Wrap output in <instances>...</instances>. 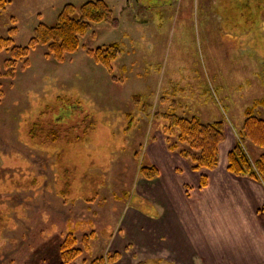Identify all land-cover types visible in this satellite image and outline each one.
I'll list each match as a JSON object with an SVG mask.
<instances>
[{"label": "rangeland", "instance_id": "obj_1", "mask_svg": "<svg viewBox=\"0 0 264 264\" xmlns=\"http://www.w3.org/2000/svg\"><path fill=\"white\" fill-rule=\"evenodd\" d=\"M6 1L0 37L25 47L34 29L52 26L66 4L89 0ZM131 2L147 7V24L135 9H113L116 23L91 25L64 61L55 63L48 46L38 44L26 66L18 62L13 77L0 78V264H60L59 245L68 233L81 249L69 264L113 253L118 259L104 264H202L203 249L193 247L202 238L186 234L193 226L206 232L204 217L183 222L184 234L176 237L167 219V211L176 219V206L155 204L158 176L146 179L139 168H156L160 151L166 155L176 141L158 113L222 120L233 135L244 110L264 98V0ZM112 43L121 52L110 71L84 50ZM8 57L0 50V63ZM57 96L79 102L91 127L77 142L39 145L26 130L45 106L66 127L79 119L78 109ZM257 112L264 119V109ZM245 148L254 161L247 142ZM83 236L90 238L87 250Z\"/></svg>", "mask_w": 264, "mask_h": 264}, {"label": "trees", "instance_id": "obj_2", "mask_svg": "<svg viewBox=\"0 0 264 264\" xmlns=\"http://www.w3.org/2000/svg\"><path fill=\"white\" fill-rule=\"evenodd\" d=\"M6 3V0H0V8H4ZM99 22L114 25L116 19L105 0H89L79 6L66 4L52 26L40 24L34 29L33 36L25 47L15 46L11 36L0 37V50L9 53V57L0 63V78L13 77L18 62H22V67L26 66L29 49L38 44L48 46L46 56L55 63L64 61L66 54L77 51L81 39L90 30L91 25ZM9 31L12 35L14 29ZM84 50L94 62L103 65L109 71L121 52L116 43L95 49L84 48ZM56 99L72 110L78 109L79 119L66 127L60 123L59 117L55 119L49 117V106H45L38 117L28 123L26 130L28 138L39 145H48L61 138L77 142L91 127V117L82 111L79 102L72 101L66 96H57ZM259 108L264 109V98L254 101L244 110L243 121L235 132L236 142L227 153V171L236 177L245 176L264 183V153L252 161L245 148V143L250 142L255 147L264 149V119L257 115ZM157 117L167 123L170 137H176L175 143L168 146V151H177L181 158L189 161L191 171L201 172L200 187L205 186L207 176L203 171H212L218 166L219 145L224 140V122L222 120L203 122L197 116L187 117L168 112H160ZM129 128L130 124L125 130ZM167 140L165 139L166 143H171ZM139 173L146 179L158 176L156 168L145 165L140 166ZM89 240V236L82 238L81 244L85 250L89 247ZM80 254L81 249L76 247L75 237L72 233H68L59 245L60 264H69ZM117 259L118 254L113 253L94 260L92 264L113 263Z\"/></svg>", "mask_w": 264, "mask_h": 264}, {"label": "crops", "instance_id": "obj_3", "mask_svg": "<svg viewBox=\"0 0 264 264\" xmlns=\"http://www.w3.org/2000/svg\"><path fill=\"white\" fill-rule=\"evenodd\" d=\"M105 1L112 10H120L119 13L135 9L143 14L142 21L147 24L144 20L147 7L141 3L135 5L132 2L126 4L128 0ZM204 6L206 8V1ZM215 16L217 18L219 15ZM201 112L204 114L207 111ZM234 133V129L232 135L224 124V140L219 145L218 166L212 171H203L207 176V183L203 187H200L201 172H192L186 160L174 155L173 152L167 151L170 155L167 156L161 150V155L158 156L160 160L155 166L158 182L154 202L161 207L167 204L176 206V219L167 211L168 222L173 224L170 226L173 229L171 231L175 232L176 237L181 238L184 234L180 230L183 222L186 224L200 222L202 216L203 223L206 221V232L200 234L199 228L193 226L187 228L186 234L193 241L202 238L198 240V245L193 246H200L203 249L202 264L204 262L214 264L216 261V264H264V183L245 176L236 177L227 171V153L236 142ZM157 141L161 143V137H157L155 142ZM247 144L253 151V160L264 153V149L257 148L250 142ZM191 197L193 199H190ZM187 204L193 205L192 210L187 208ZM212 206H216V209L212 210L210 208ZM207 214L209 217H206ZM218 226L221 227L218 229ZM188 247L198 254L196 249L200 247L193 248L190 245ZM203 254H206V258Z\"/></svg>", "mask_w": 264, "mask_h": 264}, {"label": "flooded vegetation", "instance_id": "obj_4", "mask_svg": "<svg viewBox=\"0 0 264 264\" xmlns=\"http://www.w3.org/2000/svg\"><path fill=\"white\" fill-rule=\"evenodd\" d=\"M258 1H260V0H258ZM247 2H248V1H247ZM247 2H246V3H244V6L248 5V4H247ZM259 4H260V3L258 2V3H256L255 5H257V6H258Z\"/></svg>", "mask_w": 264, "mask_h": 264}]
</instances>
